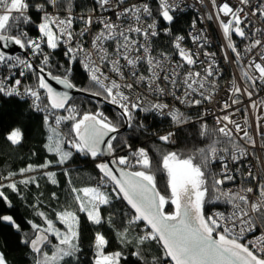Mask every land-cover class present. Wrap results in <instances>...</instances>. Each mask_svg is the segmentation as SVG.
<instances>
[{
  "label": "snow or ice",
  "instance_id": "6c2138e0",
  "mask_svg": "<svg viewBox=\"0 0 264 264\" xmlns=\"http://www.w3.org/2000/svg\"><path fill=\"white\" fill-rule=\"evenodd\" d=\"M199 2L204 4V0ZM58 4L64 12H51ZM208 4L211 11L197 19L201 23L217 22L226 40L220 50L221 59L238 67L239 76H233L225 90L227 99L220 105L224 114L216 117V139L187 155L161 152L160 166L154 170L148 149H134L119 136L121 124L129 129H145L144 123L136 120L138 112L171 120L176 131L153 133L163 145L177 146L176 132L186 125L199 124L198 135L205 139L213 135L204 121L206 113L197 112L192 120L159 99L171 97L186 109H200L213 100L222 69L216 52L206 50L205 30H196L197 20L190 26L195 31L188 33L195 50L184 47L185 37L178 35L173 38L174 55H154L153 38L161 32L172 36V29L158 28L146 0H92L91 15H73L72 0L66 4H60V0H0V66L8 73L0 78V97L30 98L31 108L44 113L43 121L50 133L45 149L58 157L56 164L66 165L73 157L72 150L100 161L95 163L100 173L95 186L72 187L69 179L75 211L65 207L55 212V219L39 211L43 224L26 221L33 236L22 238L21 243L30 249L33 264H80L82 228L77 213L85 214L92 225L113 226V216H103L101 207L112 205L114 200L129 206L130 211L123 213L126 222L121 220L122 230L116 235L123 246L132 248L128 256L135 257L136 264H264V174L256 173L251 165L245 170L244 164L252 155L248 146L255 149L257 141L247 130L251 127L247 118L243 125L233 118L249 109L259 111L255 127L264 141V99L253 98L264 91V0H237L236 4L208 0ZM179 8L176 0H159L157 15L165 25H171ZM30 10L37 13L38 21L33 20ZM77 22L83 25L79 30L74 27ZM22 25H34L39 35L30 37ZM234 35L240 38L243 48L234 42ZM12 44L25 50L23 59L6 51ZM62 45L66 65L53 59ZM77 64L95 91L72 82ZM59 69L63 72L55 75L53 70ZM29 73L35 77V86L22 82ZM50 81L64 90H57ZM70 90L95 98L97 105H114L119 110V121L114 123L99 107L81 112ZM150 96L157 98L156 102ZM242 97L250 102L246 107ZM61 111L67 114H59ZM65 122H70V135L61 138L58 129ZM4 138L11 145H20L24 134L20 127L9 126ZM220 143L226 146L220 148ZM65 144L71 150L66 151ZM260 148L264 150V142ZM124 149L127 154H117ZM51 164L46 160L39 166L29 164L18 173L0 175V203L4 208L13 207L10 194L24 199L20 185L40 187L37 177L30 173L40 171L57 185L56 173L43 171ZM217 165L219 170L214 171ZM157 172L166 174L164 192L157 186ZM17 175L22 178L15 179ZM64 175H69L67 167ZM229 184L240 186L225 188ZM52 199H57L55 192ZM209 204L217 210L207 211ZM169 205L171 211L167 210ZM140 224L142 234L129 239L133 226ZM0 226L22 232L12 214H0ZM249 234H253L252 239ZM51 238L57 243L53 245ZM107 244L104 234L94 233L93 264L127 261L123 251L105 254ZM153 244L158 247L155 255L148 251ZM49 246L54 249L51 254L45 250ZM0 264H7L3 252Z\"/></svg>",
  "mask_w": 264,
  "mask_h": 264
},
{
  "label": "trees",
  "instance_id": "16d2710c",
  "mask_svg": "<svg viewBox=\"0 0 264 264\" xmlns=\"http://www.w3.org/2000/svg\"><path fill=\"white\" fill-rule=\"evenodd\" d=\"M31 2L36 3L37 0H31ZM66 3L67 2L65 0H60V4ZM58 6L60 5L58 4ZM30 15H32L34 21H38V15L34 10H30ZM175 16V21L171 25H168V27L172 29V36L183 33L186 30L191 18L190 14H179ZM22 27H25L29 36L32 38L39 34L34 25H22ZM172 36L167 35L164 41L158 39V42H156V49L165 52L170 51L172 49ZM15 47V51L12 55L25 57V50L20 49L16 45ZM19 50H22L24 54H21ZM47 51L50 50L47 49ZM63 51L64 49L61 47L55 50L53 59L56 62L66 65V58L63 56ZM74 67L76 71L73 73L72 82L76 84L77 87H88L95 91L96 89L92 87L91 82L87 78V74L82 68H80L79 64ZM53 71L55 75H60L61 72H63V69ZM6 72L7 69L0 66V76L3 77ZM22 82L26 86H35L36 84L35 77L30 73L27 74V78H22ZM90 100L92 101L91 103H89ZM73 103L80 108L81 112L95 111L97 107H99L102 111H104L105 115H107L109 119L113 120L114 123L119 121V117L117 116L118 111L111 107L108 103L97 105L94 98H85L82 96H74ZM41 106L43 107V105ZM183 113L192 120L196 119L197 112L195 111H183ZM59 114L66 115L67 113L61 111ZM43 115L44 113L33 111L30 108L28 101L24 98L6 99L0 97V175H7L9 172L18 173L19 169L26 168L29 164L39 166L47 160L46 156L51 155L55 156V159H52L53 161L49 168L58 167L57 169H61L55 171V178L58 181L57 185H53L51 183L47 184L48 180H37L40 185L39 188L35 185H20L24 196L23 200L15 194H10V198L13 203V207L10 210L5 209L3 204L0 203V214H12L17 219V222L20 223L22 228L21 233H15L10 228L0 226V252L4 253L7 264H33V255L31 254L30 249L21 243V239H27L33 236L32 229L26 221L34 220L37 224H43V221L38 217L37 212L43 211L49 218L55 219V212L61 211L65 207H70L73 211L76 210L74 201L70 195V186L68 184L69 179L72 181L71 186L77 188L95 186L99 181L100 173L99 170L95 168V163L100 161H92L90 158H86L75 153L74 150H72L74 153L73 157L66 163V165L60 166L56 164L58 157L54 153L47 152L45 149V144L48 142V136L50 133L47 126L44 124ZM136 120L144 123V130L129 129L127 127L124 128V125L121 124L119 136L123 139H127V142L132 144L134 149L138 147H145L148 149L153 162L154 170L160 166L161 152L178 151L187 155L198 148L207 147L213 139H216V127L211 119H204V121L208 128L212 130V136L207 139L200 137L198 135L199 124H193L192 126L186 125L183 127L182 131L176 132L178 145L175 147L161 144L153 135V133L158 135L168 130L176 131L175 126L168 117L159 118L152 114L145 116L143 112H138L136 114ZM9 126L21 128L24 134V139L20 145H11L4 138ZM60 126L61 128L58 131L61 138L69 136L70 122L62 123ZM217 146L223 148L226 145L224 143H220ZM63 147L66 151L71 150L66 144L63 145ZM157 149L160 151H157ZM117 154H127V149L118 151ZM65 167H67L69 171L68 176L64 175ZM45 170L46 169L43 171ZM213 170L218 171L219 166H215ZM59 174L61 177H58ZM19 178H21L19 175L15 177L17 180ZM166 181V174L157 172V186L162 192L165 191ZM108 188L110 189L111 185H108ZM53 192L57 195L56 200L52 199ZM37 195H42L41 199L43 201H38ZM215 209L216 207L214 205L209 204L206 206V210L209 212ZM167 210L171 211L172 206H167ZM129 211V206L124 201L114 200L112 205L102 206L101 212L103 216H113L115 220V224L113 226H109L107 224L100 226L92 225L87 221L85 214L77 213L80 216L82 228L80 238V264H93L95 257L93 239L94 233L96 232L104 234L105 238L108 240V244L104 248L105 253L123 251L124 255L128 257V259L126 262L121 260V264H136V258L128 256V253L132 251V248L123 246L119 242L116 235L117 231L122 230L120 223L121 220L126 222L127 219V217L123 216V213ZM57 227L63 229V225L57 224ZM142 228V224L139 226H133V229L130 231L129 239H133L138 234H142L140 232ZM51 239L53 245L57 243L55 238ZM45 250L49 251V254H51V251L54 249L49 246V248H46ZM148 251L155 255L158 253V247L153 244L150 246ZM73 264H75V262H73Z\"/></svg>",
  "mask_w": 264,
  "mask_h": 264
},
{
  "label": "built area",
  "instance_id": "2783aa9c",
  "mask_svg": "<svg viewBox=\"0 0 264 264\" xmlns=\"http://www.w3.org/2000/svg\"><path fill=\"white\" fill-rule=\"evenodd\" d=\"M65 1L67 2V0ZM146 2L150 4L153 10V19L157 20L158 28L163 29L165 26L168 27V25H165V22L162 19H160L159 16L157 15L158 8H159V0H146ZM230 2L232 4H236L237 0H230ZM253 2H255V0H253ZM72 3L74 5L72 8L73 15H79V14L91 15L92 14L91 13V8L93 7L92 0H73ZM176 3L180 5V8L178 11H176L175 15L190 14L191 18L186 27V30L183 33L177 34L175 36H178V35L184 36L185 40L183 41V46L187 48H192L193 50H195L196 45L192 43L191 39L188 36V33L190 31H195L190 26H191L192 21L196 19L197 20L196 30H199V29L205 30L203 35L206 36L207 41H208L206 45V50L216 52L217 54V59L219 60L221 69H222V78H218L219 86L215 90L213 100L211 102L205 103L200 109H186L185 106L179 105V103L174 101L171 97H161L159 99L161 102L168 103L171 107L179 108L181 112L195 111V112H200L201 114L206 113V115H204V119H211L215 127H217L216 117L224 114L221 112L220 105L224 102L225 99H227L225 90L228 86V82L232 79V77L239 76V68L236 67L234 64L226 62L223 59H221L222 54L220 50L222 46L226 43V40L223 38L222 29L218 26L217 22L215 20L213 21L205 20L203 23H201L197 19L199 16L206 15L211 11L210 5L208 4V0H204L203 5H201L199 0H176ZM50 11L53 13H56V12L63 13L64 8L61 6H57L56 8H51ZM147 22L151 23L152 20L149 19ZM260 26H261V23L257 22V27H260ZM74 27L76 30H79L80 28L83 27V25L77 22ZM37 36H35L34 38H36ZM175 36H172L171 38L172 49L167 52L169 55H174L173 38ZM166 37L167 35L161 32V35L153 38V47L155 49V52L153 53L154 55H158L160 52H165V51L156 49V42H158V39L164 41ZM233 40L235 43L240 45L241 48L244 47V44L241 43L239 37L234 35ZM86 46H89V45H86ZM61 48L64 49L63 45L61 46ZM45 51L48 52L47 49H45ZM20 58L23 59L24 57H20ZM176 59H178V57H176ZM141 71H144V69L142 68ZM7 74L8 73L6 72L5 75ZM0 78L2 77L0 76ZM148 98L150 100H153V102H156V99H157L151 96ZM253 98L256 99L257 101H259L260 99H264V91H261L257 96H254ZM24 99L28 101V104L31 108V99L30 98H24ZM242 100L244 102L243 103L244 107H246L250 103L247 97H242ZM152 115H155L159 118H163L156 114H152ZM257 115H261V113L255 109H249L247 113H244V112L236 113L233 118L238 120L242 125L244 123L245 118H247L249 125H251V127H248L247 130L249 131V134L253 137V139L257 141V147L255 149H252L251 146H248V150L252 153V155L244 162L245 170L247 169L248 165H251L255 169L256 173L264 174V172H262V168H264V150L260 148V144L264 141L261 140V137L258 134L257 129L255 127V117ZM60 128L61 126L59 127L58 130H60ZM168 131H172V130H168ZM168 131L162 132L158 135L165 134ZM245 185L253 186L252 184L248 182H245ZM239 186L240 185L229 184V185H226L225 188L239 187ZM256 234L258 235L259 232H257ZM248 238L252 239L253 234H249Z\"/></svg>",
  "mask_w": 264,
  "mask_h": 264
},
{
  "label": "water",
  "instance_id": "95a60500",
  "mask_svg": "<svg viewBox=\"0 0 264 264\" xmlns=\"http://www.w3.org/2000/svg\"><path fill=\"white\" fill-rule=\"evenodd\" d=\"M15 45L14 44H12V45H10L9 46V48L8 49H6V51L9 53V54H11L12 55V53H14V51H15ZM19 52L21 53V54H24V52L22 51V50H19ZM50 83H52L53 84V86L57 89V90H59V91H63L64 89H63V87L61 86V85H58V84H56L55 83V81H50ZM71 91V95L74 97V96H82V97H85V98H93V97H88V96H85L83 93H80V92H76V91H74V90H70ZM95 99V98H94ZM109 104V103H108ZM111 107H113L114 109H116L117 111H119L114 105H111V104H109ZM124 128H126V126L124 125ZM103 159H109L108 157H104Z\"/></svg>",
  "mask_w": 264,
  "mask_h": 264
},
{
  "label": "rangeland",
  "instance_id": "374dc122",
  "mask_svg": "<svg viewBox=\"0 0 264 264\" xmlns=\"http://www.w3.org/2000/svg\"><path fill=\"white\" fill-rule=\"evenodd\" d=\"M53 157V158H52ZM46 159L47 160H51V161H53L52 159H55V156H53V155H51V156H46ZM58 167H53V168H49V169H46L45 171H52V172H55V171H57V170H61V169H57ZM62 168V167H61ZM40 174V175H39ZM31 175H33V176H37V175H39L38 177H37V180H48V182H47V184H50L51 182H50V180L46 177V176H44L43 174H42V172H40V171H37V172H33V173H31ZM58 177H61V175L59 174V176ZM22 178V177H21ZM21 178H19V179H21ZM18 179V180H19ZM37 198H38V201L39 200H42L41 198H42V195L41 196H38L37 195ZM34 200H36V199H34ZM43 201V200H42ZM105 254H111V253H105Z\"/></svg>",
  "mask_w": 264,
  "mask_h": 264
}]
</instances>
